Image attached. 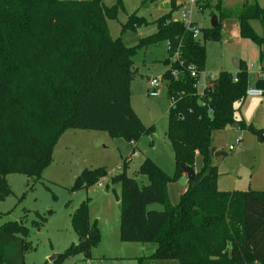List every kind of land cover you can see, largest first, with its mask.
I'll use <instances>...</instances> for the list:
<instances>
[{"label":"trees","instance_id":"16d2710c","mask_svg":"<svg viewBox=\"0 0 264 264\" xmlns=\"http://www.w3.org/2000/svg\"><path fill=\"white\" fill-rule=\"evenodd\" d=\"M103 1L0 0V201L9 194L4 176L38 178L66 130L107 132L125 138L132 149L144 135L129 103L136 48L111 39L106 21L114 14ZM175 8L171 0L169 12L156 21V32L142 40L167 43L171 62L164 74L170 101L166 138L175 172L169 178L145 159L139 174L147 178L146 185L138 186L124 175L112 179L120 187L119 240L153 244L150 258L178 264H264V189L220 192L213 164L212 133L235 123V104L246 96L247 71L240 66L235 76L220 72L212 86L198 94V79L191 77L189 67L203 72L205 51L199 35L193 37L182 23L171 20ZM138 11L128 17L122 32L141 24ZM236 16L240 37L259 49L264 46V9L256 0L244 1ZM254 20L263 30L259 37L250 26ZM211 31L210 36L218 38V25ZM259 59L262 63V55ZM263 73L261 68L256 82L262 96ZM249 130L264 141V128ZM197 158L200 167L195 170ZM180 164L193 168L195 178L171 205L167 184L182 176ZM102 175L101 169L84 172L74 189L91 186ZM154 204L162 210L149 209ZM71 224L77 242L65 255L89 260L100 234L89 221L86 203L73 212ZM25 230L16 224L0 227V264H24L31 250Z\"/></svg>","mask_w":264,"mask_h":264},{"label":"rangeland","instance_id":"374dc122","mask_svg":"<svg viewBox=\"0 0 264 264\" xmlns=\"http://www.w3.org/2000/svg\"><path fill=\"white\" fill-rule=\"evenodd\" d=\"M189 1L174 0L178 7L175 6L170 15L172 21L179 22L182 10H189ZM243 2L220 0L218 8L216 3L204 6L199 3L192 7L191 18L200 29L199 42L205 51L203 72L212 82L220 72L235 76L238 70L233 61L238 60L247 71V90H253L257 88L259 71L264 68V46L259 49L253 41L240 37L236 11ZM256 4L264 9V0H256ZM103 6L113 10L114 14L106 21L111 39L136 48L132 57L135 72L128 85L129 103L145 133L132 149L125 138L112 137L107 132L66 130L57 140L51 163L40 171L38 178L24 174L4 176L9 194L0 201V227L16 224L26 229L25 241L31 250L24 256V264H178L174 260L150 258L155 250L153 244L120 242L121 203L115 201L111 193L115 191L119 197L120 187L112 183V179L119 175L134 179L138 186L146 185L147 178L139 174L145 159L169 178L175 172L166 138L170 101L164 74L171 62L167 43H142L156 32V21L169 12V6L165 0H121V3L104 0ZM137 10L143 19L141 24L134 30L122 32L128 17ZM213 16L217 18L218 38L210 36ZM250 26L256 36L262 35L259 21H251ZM151 79H159L162 85L154 98L149 96L148 81ZM204 84L201 75L196 84L198 94ZM234 109L237 129L230 126L212 133L216 153H222L217 159L213 157L218 173L216 189L220 192H260L264 189V141L257 138L249 127L264 128V96L246 95ZM229 146L235 149L228 151ZM199 167L197 158L195 170ZM97 169H101L103 175L96 183L74 189L78 177ZM186 189L185 176L169 182L167 195L170 204L176 205ZM82 203L87 204L89 221L100 234L99 243L89 260H83L81 255H65L67 249L77 242L71 217ZM162 208L157 204L149 206L154 210ZM53 256L61 258L56 262L49 261Z\"/></svg>","mask_w":264,"mask_h":264},{"label":"built area","instance_id":"2783aa9c","mask_svg":"<svg viewBox=\"0 0 264 264\" xmlns=\"http://www.w3.org/2000/svg\"><path fill=\"white\" fill-rule=\"evenodd\" d=\"M209 1L212 3H218L220 0H209ZM244 1H246V0H244ZM196 4H197V0L189 1L188 2L189 10L183 9L181 14H180V19H179V22L182 23L184 25V27L192 33L193 37H197L199 35L198 27L192 25L193 21L191 18V13H192L191 9ZM176 56H177V54L175 55V57ZM189 71H190L191 77H193L195 79H199L201 77V75L204 77L205 84L202 88V92L204 89L212 86L213 83H212L210 77L206 73H204V72L197 73L193 67H189ZM161 86H162L161 81L159 79L149 80L148 81L149 96L153 97V98L156 97ZM262 93H263L262 90L257 89V88L253 89V90H250V89L246 90L247 96H254V97L262 96ZM131 146L133 147L134 145L131 143ZM234 149H235V147H233V146L228 147V151H233Z\"/></svg>","mask_w":264,"mask_h":264},{"label":"water","instance_id":"95a60500","mask_svg":"<svg viewBox=\"0 0 264 264\" xmlns=\"http://www.w3.org/2000/svg\"><path fill=\"white\" fill-rule=\"evenodd\" d=\"M210 26L212 28H214V27L217 26V18L215 16L212 17L211 22H210ZM233 66H234V68L236 70H238L239 67H240L239 61L238 60H234L233 61ZM231 128L232 129H235V128L237 129V125L233 124V125H231ZM221 154L222 153H216V154H214V158L219 157ZM179 167H180V170L184 174V176H185V178H186L187 181H193L194 180V178H195V172H194V169L193 168L188 167V166H186L184 164H180ZM111 193H112L115 201L119 202V197L116 194V192L115 191H112ZM56 258H57L56 256H53V257H51L49 259V261H54V259H56Z\"/></svg>","mask_w":264,"mask_h":264},{"label":"crops","instance_id":"0c3cea01","mask_svg":"<svg viewBox=\"0 0 264 264\" xmlns=\"http://www.w3.org/2000/svg\"><path fill=\"white\" fill-rule=\"evenodd\" d=\"M151 1H153V0H151ZM166 1V3L168 4V6H169V8H170V1L171 0H165ZM176 7H178V5H175ZM182 7V6H181ZM237 73V72H236ZM262 78H264V76H262ZM216 149V148H215ZM217 159V158H216ZM182 176H184V174L182 173Z\"/></svg>","mask_w":264,"mask_h":264}]
</instances>
